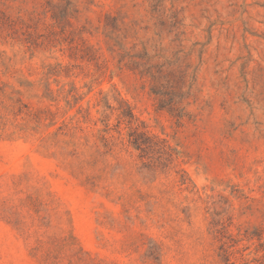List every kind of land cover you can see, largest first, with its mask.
<instances>
[{
  "label": "rangeland",
  "instance_id": "rangeland-1",
  "mask_svg": "<svg viewBox=\"0 0 264 264\" xmlns=\"http://www.w3.org/2000/svg\"><path fill=\"white\" fill-rule=\"evenodd\" d=\"M0 264H264V0H0Z\"/></svg>",
  "mask_w": 264,
  "mask_h": 264
},
{
  "label": "trees",
  "instance_id": "trees-1",
  "mask_svg": "<svg viewBox=\"0 0 264 264\" xmlns=\"http://www.w3.org/2000/svg\"><path fill=\"white\" fill-rule=\"evenodd\" d=\"M137 66H145L144 63H139L137 61L134 62ZM153 66H149L147 68H144L141 73L149 75L153 82L154 86L152 88V92L158 96L160 106L161 107H168L170 110L175 111L179 110L182 111V109L179 108L180 101L175 100L174 97H171L168 92V88L171 86L169 85L170 80L166 79L164 80V74H162V71L158 70V73H154L152 71ZM173 87V86H171ZM110 109H115V107H112L111 105H108ZM119 111L118 114V123L116 124V127H119L122 123H126L131 126V131L129 133L130 136V143L133 147H135L138 150L149 152L150 150L154 151V145H156L158 142L154 141V138L147 135V131L143 130L145 127L142 123L138 122L139 119L136 117L132 106L125 100V99H118V106L116 108ZM184 115V114H182ZM108 117V115L106 116ZM137 124L135 127H132V125ZM108 126V125H107ZM162 147L160 150L157 151L160 155L157 157L154 162L163 163L162 160L166 159L168 163L172 161L171 159V153L168 152V150H172V148L168 145H166V141H161ZM168 155L167 158H163V155ZM226 251V250H225ZM222 255L226 256V253H223ZM229 261V259H228Z\"/></svg>",
  "mask_w": 264,
  "mask_h": 264
}]
</instances>
